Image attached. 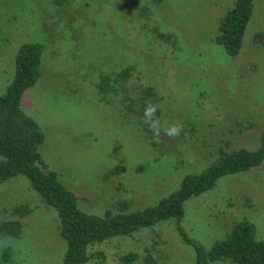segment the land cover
Returning <instances> with one entry per match:
<instances>
[{
	"label": "rangeland",
	"instance_id": "1",
	"mask_svg": "<svg viewBox=\"0 0 264 264\" xmlns=\"http://www.w3.org/2000/svg\"><path fill=\"white\" fill-rule=\"evenodd\" d=\"M233 1L122 0L128 11L117 27L112 5L95 0L94 8L83 12L91 16L89 22L65 28L68 11L55 0H0V93L13 77L19 46L43 43L41 76L25 90L21 106L44 132L39 150L45 166L75 193L81 209L102 215L117 212L120 203L130 210L155 204L185 173L200 172L214 161L218 146L259 145L264 130V45L253 36L264 32V0H254L241 48L229 56L212 37ZM140 3L150 6L151 22L176 37L174 49L146 33L144 19L133 13V5ZM96 11L104 15L96 16ZM127 63L135 64L134 76L142 83L155 87L162 128L180 124L179 136L169 138L162 130L159 138L148 137L134 117L123 112L117 95H98L99 74ZM116 165L123 171L110 174ZM18 205L32 211L21 218L20 237H0V264L60 263L65 241L56 210L23 175L0 183V219L14 218L10 210ZM243 219L253 222L257 237L264 240V164L225 175L210 190L189 198L182 225L209 248L226 236L233 222ZM6 246L11 248L7 261ZM97 250L107 264H124L120 257L130 253L137 254L131 264H148L146 257L153 264L195 263L194 248L180 239L173 219L111 237L90 251Z\"/></svg>",
	"mask_w": 264,
	"mask_h": 264
},
{
	"label": "trees",
	"instance_id": "2",
	"mask_svg": "<svg viewBox=\"0 0 264 264\" xmlns=\"http://www.w3.org/2000/svg\"><path fill=\"white\" fill-rule=\"evenodd\" d=\"M94 1L55 0L65 12L68 11L64 21L65 28L77 22H89L91 16L83 12L94 8ZM107 1L114 10L115 26H121V21L126 20L128 4L122 0ZM253 5L254 0H234L232 7L219 19L212 39L229 56L236 55L241 48ZM133 8L134 16L144 19L142 26L146 33L154 40L175 48L177 39L171 31H166L150 21L148 4H134ZM101 14L103 13L96 11L94 15L101 17ZM63 17L60 13L62 20ZM253 38L256 43L264 45L263 31L254 33ZM43 51L44 44L39 41L23 42L15 55L13 77L5 91L0 93V183L23 175L44 202L56 210L59 234L65 241L63 258L58 264H85L93 257L94 264H107L101 250L90 251L94 244L114 236L131 235L168 219L174 220L180 239L193 246L194 264H212L217 261L264 264V240L257 237L254 223L247 219L233 222L226 236L209 248L189 236L182 225L184 204L189 198L210 190L225 175L248 171L264 164V130L256 148L226 149L225 146H218L214 161L200 172L185 173L178 186L155 204L130 210L126 204L120 203L117 212L107 211L102 215L89 213L79 207L75 193L59 179L58 174L45 166L39 150L45 138L44 132L40 124L21 106L25 90L34 85L41 76ZM136 71L134 63H127L116 71L101 72L96 89L101 97L117 95L123 112L133 116L140 131L151 137L152 131L143 122V110L146 101L151 100L157 104L159 97L153 85L142 83L138 74L134 76ZM156 115H159V111ZM123 169L121 165H116L109 173L118 174ZM10 211L14 218L0 219V237L18 238L23 231L21 218L29 214L32 208L18 205L11 207ZM10 254L11 248L6 246L3 249V259L7 261ZM136 258L137 254L134 253L120 257L124 264H131ZM145 261L148 264L154 262L151 257H146Z\"/></svg>",
	"mask_w": 264,
	"mask_h": 264
},
{
	"label": "clouds",
	"instance_id": "3",
	"mask_svg": "<svg viewBox=\"0 0 264 264\" xmlns=\"http://www.w3.org/2000/svg\"><path fill=\"white\" fill-rule=\"evenodd\" d=\"M159 107V105L152 103L151 100L146 101L143 110V122L149 126L153 135L157 138L160 137L162 130L169 138L179 136L183 128L180 124L173 123L168 125L166 128H162L161 119L156 115Z\"/></svg>",
	"mask_w": 264,
	"mask_h": 264
}]
</instances>
